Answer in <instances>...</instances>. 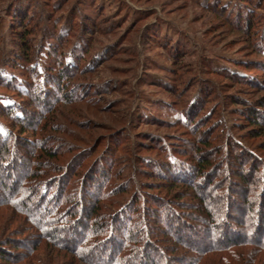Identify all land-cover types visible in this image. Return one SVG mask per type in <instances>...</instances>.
Wrapping results in <instances>:
<instances>
[{
  "label": "rangeland",
  "instance_id": "1",
  "mask_svg": "<svg viewBox=\"0 0 264 264\" xmlns=\"http://www.w3.org/2000/svg\"><path fill=\"white\" fill-rule=\"evenodd\" d=\"M253 1L0 0V148L8 150L0 163V198L11 176L25 183L26 194H44V204L65 199L63 182L56 181L68 176L67 192L77 200L99 199L109 216L142 201H136L140 195L146 207H159L158 215L171 208L207 234V213L197 209L203 198L221 208L220 226L264 228V168L255 173L260 184L250 209L238 199L247 192L234 191L233 179H242L233 160L221 166L229 176L222 186L207 176L172 174L192 163L196 150L189 140H197V129L228 134L264 163V134L256 136L250 124L235 127L247 105L264 97V1L262 8ZM241 15H254L250 36L239 32L235 17ZM240 24L244 28L245 20ZM193 110L200 112L194 121ZM45 147L61 155L43 156ZM169 162H177L172 171ZM148 192L165 204L149 200L155 196ZM211 193L216 196L207 199ZM1 201L0 243L9 247L6 238L14 237L32 244L33 223ZM32 257L33 264H85L49 243L39 244Z\"/></svg>",
  "mask_w": 264,
  "mask_h": 264
},
{
  "label": "trees",
  "instance_id": "2",
  "mask_svg": "<svg viewBox=\"0 0 264 264\" xmlns=\"http://www.w3.org/2000/svg\"><path fill=\"white\" fill-rule=\"evenodd\" d=\"M243 1L254 2L253 0ZM263 1L260 0L256 7L262 8ZM243 19L245 20L244 28L240 24ZM254 19V15L249 16L247 19L243 15L238 16V18L235 17L240 26V31H238L248 33L249 36L252 35L256 26V23L253 22ZM262 32L264 33V28ZM262 40H264V37ZM231 77L235 79L236 76L231 75ZM251 84L254 87L258 85L257 82ZM257 101L255 105L246 102L249 112L245 114V120L235 126L238 129H244L247 124L255 126L252 131L253 133H258L256 136L264 134V109H262L264 108V97ZM199 106L200 108L198 107V109L200 110L204 108L202 104ZM199 113L193 110L189 114L190 119L192 121L198 119L200 117ZM191 125H193V122ZM218 127H221L220 123L215 126V129ZM195 128L197 129V127ZM197 130V140H189L193 150H196V154L190 159L192 163H188L189 166L184 169L181 168L180 170L178 168V171L176 169V172L172 173L174 178L190 176L197 179L201 176H207L204 179L209 178L208 180L212 183L216 180L214 185L216 187L217 185L222 186V183L228 181L229 176L223 175L221 166H228L229 162L233 160V165L236 167L234 173L242 179V182L233 179L234 187H236L234 191H238L237 188L245 190L247 194H240L238 199L247 200L251 204L249 209L254 207L255 203H257L252 199L257 193L256 190L254 192V188H257L256 185L260 184L259 178L255 176V173L264 168L261 158L253 151H244L226 133L213 134L208 129ZM223 134L224 136H222ZM199 139H201L202 143ZM212 142L216 143L213 146L215 152L210 149V146L205 147V145H209ZM3 146L5 145H2V149L0 148V155L2 156L0 163H4L2 161L7 159L8 154V150L5 147L3 148ZM220 150L222 151L220 152ZM57 153L53 149H47L46 147L42 151V155L49 158L61 155V153ZM170 157L172 158V156ZM244 159H247L245 161H249V163H245ZM102 161L103 158L99 156V163ZM35 163L39 165V168L45 167V165L41 164L43 163L41 160L36 159ZM169 163L171 167L168 166L169 170L172 171L171 169L175 167L171 166L173 165L171 163L177 162ZM28 164L29 162L27 165L25 164L26 167H29ZM246 167L247 173H244ZM93 169L96 170L97 167L94 166ZM93 169L89 173L93 172ZM238 170L239 173L237 172ZM70 172H72L71 174H78L76 167L73 166H71ZM220 175L221 178H218ZM94 178V182L89 183L87 181V183L92 186L95 185L99 176H94ZM9 179L11 183L3 186L6 198L2 197L4 199L0 198V200H4V204L8 206L16 208L19 214H22L24 218L33 223L36 229V237L32 239V244L26 243V241H19L18 238L7 237L5 243L12 245L6 247L0 243V264H15L27 258L29 261L27 260L26 264H33L35 259L32 255L41 243H49L70 251L85 264H177V262L181 264H264V228L258 227L254 230L250 228L245 230L246 233L231 226L226 227L225 224L220 226L215 220L220 216L221 208L218 205L213 207L205 205V199L203 198L200 200L197 209L202 214L207 213L208 219L206 223L207 226L211 224V227L205 229L207 234L209 232L215 233L212 236L200 233L196 228L193 229V225L188 222V219H184L182 216L179 217L171 208H169L170 210H165L164 214L158 215L159 207H146L145 198L140 195L136 196V201H142L133 203L132 206L127 207L124 211L121 210L109 216L101 212L100 209L103 207L100 206L99 199L93 200L92 196H88V198L81 197L77 200V198H74V194L67 192L65 190L67 185H64V180L67 184L72 183L68 176L56 181L58 184L63 182L64 189L62 190H64L65 199L59 197L53 202H46V204H44L46 200L42 198L44 194H40L38 198L32 197L33 194H26L28 187L22 180L16 181L11 176ZM243 182L246 185L249 183V188L248 185L244 187ZM148 183L151 184L152 182ZM82 188L83 193L87 194L90 191L85 190L84 184ZM127 189L123 188L122 191H127ZM30 190H34V188L32 187ZM148 193V195L155 196L154 198L149 197V200L155 199L160 206H162V202L165 204V199L151 194V192ZM206 195L207 199L216 196L213 193ZM69 201L71 204L66 206ZM262 208L264 209V202ZM168 250L174 252V254L169 255ZM213 254H217V256L214 257Z\"/></svg>",
  "mask_w": 264,
  "mask_h": 264
}]
</instances>
